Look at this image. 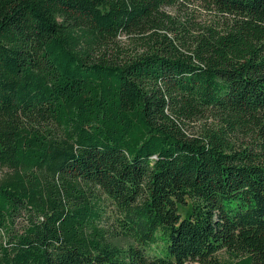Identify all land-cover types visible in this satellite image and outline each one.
I'll return each instance as SVG.
<instances>
[{
	"label": "trees",
	"instance_id": "16d2710c",
	"mask_svg": "<svg viewBox=\"0 0 264 264\" xmlns=\"http://www.w3.org/2000/svg\"><path fill=\"white\" fill-rule=\"evenodd\" d=\"M190 1L0 0V264H264V0Z\"/></svg>",
	"mask_w": 264,
	"mask_h": 264
},
{
	"label": "rangeland",
	"instance_id": "374dc122",
	"mask_svg": "<svg viewBox=\"0 0 264 264\" xmlns=\"http://www.w3.org/2000/svg\"><path fill=\"white\" fill-rule=\"evenodd\" d=\"M167 10L173 15L176 14L186 19L191 18L193 22L198 25L211 24L218 18L215 12L207 7V3L205 4V2H202L201 0H191L183 10L173 9V8ZM119 41H120L119 44H121L124 48L134 47V43L130 40V38H128L125 35H121L119 37ZM112 54L114 53L113 51L110 50L107 55L113 58L114 56ZM190 208H191V201H189L186 205H180L179 210L182 216H185L187 212L190 210ZM107 214L110 216L111 222H113L117 216V212L113 209L111 205L108 208ZM216 257L222 261L228 260V256L224 250L218 252L216 254ZM189 264H200V263L190 262Z\"/></svg>",
	"mask_w": 264,
	"mask_h": 264
}]
</instances>
